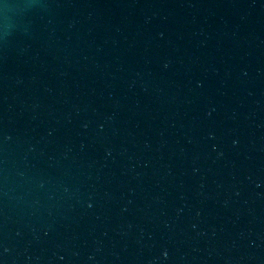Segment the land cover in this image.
<instances>
[{
  "label": "water",
  "instance_id": "water-1",
  "mask_svg": "<svg viewBox=\"0 0 264 264\" xmlns=\"http://www.w3.org/2000/svg\"><path fill=\"white\" fill-rule=\"evenodd\" d=\"M0 264H264V0H0Z\"/></svg>",
  "mask_w": 264,
  "mask_h": 264
}]
</instances>
